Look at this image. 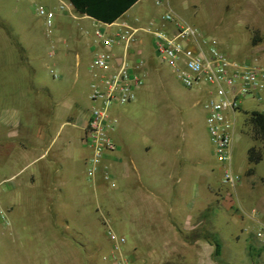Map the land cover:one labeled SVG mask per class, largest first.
<instances>
[{
	"label": "rangeland",
	"instance_id": "obj_1",
	"mask_svg": "<svg viewBox=\"0 0 264 264\" xmlns=\"http://www.w3.org/2000/svg\"><path fill=\"white\" fill-rule=\"evenodd\" d=\"M40 5L47 7L41 0H0V113L7 108L19 109L23 127L32 130L48 122L54 113L59 117L74 115L78 110L89 113L93 106L91 60L82 51L83 41L93 39V22L78 21L68 11L75 38L69 47L57 45L55 37L62 31L61 20L55 18L48 34L45 19L37 11ZM50 9L57 16L61 13L57 8ZM169 13L214 37L229 60L264 66V0H144L125 18H137L142 25L153 21L155 27H160ZM73 14L79 17L74 11ZM141 48L144 58L150 62L144 86L137 92L135 102L111 109L118 121L113 139L121 145L124 161H133L139 166L155 160L163 151L164 138L170 143V150L181 151L182 154H176L178 158L186 159L189 147L198 145L211 179L214 200L211 203L206 193L198 200V206L203 208L204 225L197 235H189L184 230L190 214L184 207L182 214L175 217L177 235L181 239L188 234L189 238L201 236L217 242L221 249L218 255L214 252L216 264H264V244L259 237L264 230V142L254 139L247 122L253 112L264 113V104L249 98L241 100V111L236 116L233 160L234 171L241 173L242 180L235 188L223 185L207 132L202 104L204 91L187 90L181 85L173 72L160 63L151 37L144 38ZM51 53L55 55L50 56ZM115 53L120 51L116 49ZM60 122L52 120L51 127H58ZM0 133V146H5L4 132L0 130ZM84 146L87 156L84 170L90 178L92 150ZM252 148L262 153L263 161L249 174L248 152ZM5 156H0L2 170L4 162H15L16 152ZM3 175L0 171V264H109L104 261L111 251L107 238L109 227L129 240L134 237L128 229L116 226L115 222H119L116 205L121 198L103 178L96 190H90V199L83 202L84 214L76 201L32 197L14 200L18 226L11 228L12 197L8 185L1 183ZM175 203L170 201V205ZM163 208L168 210L167 205ZM155 218L160 220L159 216ZM164 219L170 220L171 216L166 215ZM128 227L131 226L128 224ZM160 232L159 224L153 223L152 227L147 225L141 232L133 233L140 241H146L149 235L154 239V246L139 247L140 254L153 259L162 252L182 253L175 241L169 248L163 247L159 237L166 233ZM95 247L100 248L96 254ZM171 261L169 264H181V257L175 255Z\"/></svg>",
	"mask_w": 264,
	"mask_h": 264
},
{
	"label": "crops",
	"instance_id": "obj_2",
	"mask_svg": "<svg viewBox=\"0 0 264 264\" xmlns=\"http://www.w3.org/2000/svg\"><path fill=\"white\" fill-rule=\"evenodd\" d=\"M41 1L45 2L47 7L58 10L61 4L66 5V8L56 17L61 20L62 27L60 34L55 37L57 45L64 44L69 47L70 41L75 38L69 16L66 14L68 11L71 10V15L78 21L89 20L93 24L99 22L77 12L69 0L70 4L65 0ZM142 1L144 0L135 3L116 22L131 21L132 19L125 18L126 15ZM73 11L79 17L74 15ZM163 26L160 25V27ZM165 26L169 28L168 25ZM95 40L94 35L93 39L84 40L82 43L83 55H89L90 60L96 49ZM87 118L88 113L80 110L75 111L74 115L69 113L63 117L54 113L48 122L32 130L23 127L22 113L19 109L7 108L1 111L0 130L4 132L6 142L5 146H0V156L16 152L14 162L16 165L6 161L3 170L0 169L4 173L1 183L8 185V192L12 197L9 205L11 228L15 229L16 225L18 226L14 213L17 204L14 200H22L24 197L76 201L78 203L76 206L83 214L85 213L86 204L83 202L90 199V190L92 188L96 190L97 184H101L102 179L100 177L91 179L85 175L84 163L87 156L82 140ZM52 120L61 122L58 127L52 128ZM166 139L164 138V144H162L163 151L157 154L158 157L155 160L143 162L139 166L133 161L128 163L124 161L121 145H118V152L109 162L111 175L116 181L114 189L119 192L118 196L121 198L116 205L119 215V222H115L116 226L128 229L134 236L133 239L130 237V240L125 236L128 239L125 251L133 264H169L175 255L181 257V264H208L209 261L216 264L213 259L215 250L211 240L201 236L189 238L192 233L197 235L196 233L201 231L204 225L203 208L202 205L198 206V200L202 199L205 193L210 196L211 203L214 200L211 179L205 171L207 167L202 152L198 145L192 144L187 158L185 159L184 156L178 158L176 154H182L181 151L170 150V143H166ZM4 160H7L6 156ZM127 191L131 193L128 195ZM173 200L177 203L170 205V201ZM165 205L168 210L163 208ZM184 207L187 212H190L184 224L186 227L184 230L189 235L184 234L181 239L176 232L178 222L175 217L178 218L182 214ZM166 215L171 216V219H164ZM156 216H159L160 220H157ZM153 223L159 224L160 231L166 233L162 237L160 235V244L169 248L175 241L178 247H181L182 253L164 254L162 252L160 256L153 259L140 254L139 247L142 244L154 246L155 242L150 235L147 237L148 240L140 241L139 237L133 233L141 232L147 225L152 227ZM99 251L100 248H94L95 254Z\"/></svg>",
	"mask_w": 264,
	"mask_h": 264
},
{
	"label": "built area",
	"instance_id": "obj_3",
	"mask_svg": "<svg viewBox=\"0 0 264 264\" xmlns=\"http://www.w3.org/2000/svg\"><path fill=\"white\" fill-rule=\"evenodd\" d=\"M65 7L61 4L58 11ZM37 11L45 19L46 32L51 34L57 13L44 6H39ZM161 25L169 28L155 27L153 21L142 25L137 18L113 24L94 23L96 49L89 64L93 106L88 113L83 137L84 145L92 150L88 176L91 179L101 177L112 187L116 186L109 162L119 149L113 139L118 121L111 109L135 102L137 92L144 86L148 61L141 46L143 37L149 36L160 63L173 72L181 85L187 90L204 91L202 104L207 132L220 166L222 184L235 188L242 180L241 173L234 171L236 116L244 98L264 104V66L229 60L220 51L214 37L171 13L163 18ZM116 49L120 54L115 53ZM54 77L58 78L56 74ZM1 218L5 219L3 215ZM259 237L264 244V230ZM107 238L111 251L104 261L133 264L124 251L126 237L109 227Z\"/></svg>",
	"mask_w": 264,
	"mask_h": 264
},
{
	"label": "trees",
	"instance_id": "obj_4",
	"mask_svg": "<svg viewBox=\"0 0 264 264\" xmlns=\"http://www.w3.org/2000/svg\"><path fill=\"white\" fill-rule=\"evenodd\" d=\"M77 12L86 15L94 20L106 24L115 23L123 14H125L139 0H69ZM248 124L252 129V135L255 140L264 142V113L253 112ZM263 161V155L260 151L252 148L248 152L249 174L254 173V167ZM215 255L220 252V245L213 242Z\"/></svg>",
	"mask_w": 264,
	"mask_h": 264
}]
</instances>
